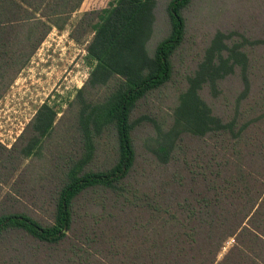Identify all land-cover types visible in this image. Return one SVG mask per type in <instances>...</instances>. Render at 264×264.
Returning a JSON list of instances; mask_svg holds the SVG:
<instances>
[{
	"label": "trees",
	"instance_id": "16d2710c",
	"mask_svg": "<svg viewBox=\"0 0 264 264\" xmlns=\"http://www.w3.org/2000/svg\"><path fill=\"white\" fill-rule=\"evenodd\" d=\"M109 1L107 8L85 11V15L94 12L97 19L88 23L94 34L86 51L89 78L96 85L115 79L117 86L102 102L83 99L81 103L78 126L83 143L78 157L68 156L56 177L58 184L50 189L52 220L42 222L24 204L5 206L4 200L0 202V241L20 234L14 250L31 254L32 264H264V89L252 90L249 58L241 49L244 42L229 45V35L221 31L213 35L179 96L172 123L158 128L152 176L159 168L163 172L152 178L150 186L139 181L130 184L127 180L133 177L136 160L130 114L140 99L171 79L172 54L185 31L182 11L191 0L169 1L171 32L150 56L138 37L140 31L134 35L133 27L144 19L152 0ZM82 2L0 0V100L52 27L62 29ZM236 67L242 88L232 115L225 118L213 112L199 91L208 85L216 96L219 82L232 76ZM81 93L79 88L77 95ZM58 113L47 103L36 111L25 128L31 125L32 132L18 148V155H23L16 156V164L12 158L5 162V152L11 156L17 143L13 148L0 143V190L5 180H13L14 172L23 169L20 165L40 146ZM142 119L150 117L143 115L138 121ZM109 125L116 135L115 161L105 169L86 170L95 156L93 134ZM11 186L19 197L26 196ZM99 188L112 191L107 203L98 204L103 215L108 209V222L100 226L99 214L85 217L83 212L74 223L75 202ZM35 195L32 198L40 197ZM82 217L86 222L82 223ZM124 236L130 240L131 253L123 243L114 242ZM229 239L232 244L219 257ZM21 243L25 246L20 247Z\"/></svg>",
	"mask_w": 264,
	"mask_h": 264
},
{
	"label": "rangeland",
	"instance_id": "374dc122",
	"mask_svg": "<svg viewBox=\"0 0 264 264\" xmlns=\"http://www.w3.org/2000/svg\"><path fill=\"white\" fill-rule=\"evenodd\" d=\"M169 1L152 0V4L150 1L146 16L133 27L134 35L137 36L140 31L138 37L149 56L154 52L156 45L171 32L172 25L167 10ZM109 2L83 0L80 8L67 16L62 29L52 27L29 63L0 100V143L7 148H13L17 143L11 156L5 152V162L12 158L14 164L17 163L16 156L23 155V153L18 155V148L23 147L32 132L31 125L27 131L25 128L41 105L47 103L59 111L52 127L41 139L40 146L20 165L23 169L14 172L13 180H5V187L0 190V202L5 200V206L24 204L32 215L42 222L52 220L50 215L54 203L48 194L50 189L58 184L56 177L61 174L60 170L65 166L68 156L78 157L83 143L80 139L82 131L78 126L83 99L91 104L102 102L117 86L115 79L103 85H96L94 80L89 78L91 64L86 51V46L94 34L88 23H93L97 19L94 12L85 15V11L102 10L109 6ZM182 14L185 20L184 37L181 45L172 54L171 79L166 85L140 99L130 114V121L134 126L132 138L136 152L135 171L132 173L133 177L127 180L130 184L135 182L137 185L136 181H139L144 186H150L152 178L163 172L162 168H159L152 176L154 149L160 137L158 128L166 129L172 123L174 109L179 104L180 94L187 87V79L193 74L217 31L229 35L226 40L229 45L244 42L241 49L249 58L248 74L253 82L252 90L258 92L264 89V0H191ZM90 17L93 19L89 21ZM141 21L144 23L139 24ZM76 37L79 41L74 39ZM260 40L262 42H258ZM79 88L82 89V93L78 96ZM218 88L216 96L211 93L208 85H203L199 93L214 113L229 118L233 113L235 97L242 88L239 68L236 67L232 76L219 82ZM143 115L149 116L150 119L138 121ZM21 134L26 136L19 140ZM93 135L95 156L85 168L105 169L111 166L116 158L115 130L109 125ZM8 172L5 169V176ZM11 183L25 191L26 196L19 197L18 193L12 190ZM27 189L31 190L29 194ZM111 192L109 189L99 188L93 192L90 190L88 194L84 193L85 195L72 207L74 223L80 220L83 212H86L85 217L99 214L100 226L108 222V209L103 215V208L99 209L98 204L103 206L107 203V200L111 199ZM12 193L18 196L17 199L11 198ZM33 195L36 198H32ZM109 211L111 212L110 209ZM81 221L86 222L83 217ZM110 223L115 224V221ZM112 228L114 230V226ZM17 235L20 237V234ZM17 237L11 234L0 241V264H32L31 254L24 255L14 250L13 246L18 244L13 243L20 242L19 239H15ZM4 241L5 244L2 245ZM114 242L116 245L123 243V248L128 253L134 251L131 250L127 236L116 237ZM232 242L233 239L225 242L219 257ZM22 246L25 244L21 243L20 247ZM19 254L22 256L19 257Z\"/></svg>",
	"mask_w": 264,
	"mask_h": 264
},
{
	"label": "crops",
	"instance_id": "0c3cea01",
	"mask_svg": "<svg viewBox=\"0 0 264 264\" xmlns=\"http://www.w3.org/2000/svg\"><path fill=\"white\" fill-rule=\"evenodd\" d=\"M80 8V7H79ZM9 148V147H8Z\"/></svg>",
	"mask_w": 264,
	"mask_h": 264
}]
</instances>
